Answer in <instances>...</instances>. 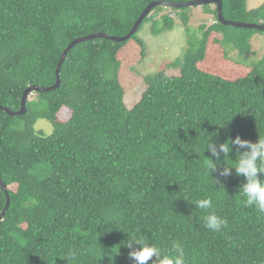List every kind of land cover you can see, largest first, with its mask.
<instances>
[{
	"label": "trees",
	"instance_id": "1",
	"mask_svg": "<svg viewBox=\"0 0 264 264\" xmlns=\"http://www.w3.org/2000/svg\"><path fill=\"white\" fill-rule=\"evenodd\" d=\"M153 1L0 0V105L19 110L29 86L56 83L74 39L124 36ZM222 1L227 20L264 23V4ZM200 6L211 24L190 23L196 6L158 5L126 41L76 44L59 87L34 92L23 115L0 109V172L11 198L0 264H135L129 233L166 254L181 244L187 264L264 263V213L243 205L246 181L235 169L210 177L204 152L215 132L217 146L229 136L264 138V55L252 48L264 31L224 25L216 5ZM145 25L155 36L176 26L186 35L182 56L152 74L138 69L149 56ZM39 119L53 124L50 134L36 129ZM208 197L228 221L221 232L207 229L193 204ZM6 203L0 184V215Z\"/></svg>",
	"mask_w": 264,
	"mask_h": 264
},
{
	"label": "clouds",
	"instance_id": "2",
	"mask_svg": "<svg viewBox=\"0 0 264 264\" xmlns=\"http://www.w3.org/2000/svg\"><path fill=\"white\" fill-rule=\"evenodd\" d=\"M218 139V132L209 134L205 146L204 152L206 150L211 152L207 161L208 174L212 178V172L222 166L221 175L229 176L235 169L236 174L244 177L246 181L240 186L238 192V195L244 198L243 205L249 208L255 207L258 212L264 213V178H261L260 175L264 174V138L259 136V139L253 142L240 135L235 136L234 139L229 136L226 141L220 142L217 146L216 140ZM234 149L236 159H232L230 156ZM221 153H223L222 160L220 159ZM213 180L217 183L216 179L213 178ZM193 204L195 208L206 212L202 219L207 229L221 232L223 228L227 227V219L212 211L214 204L211 197L198 199ZM129 236L130 238L124 245L129 249H132L133 243L139 246L128 253L135 264H149V261H152V264H187L184 248L179 243L173 244L174 254H166L148 237H140L131 233ZM75 255V252L70 250L64 258L68 260L74 258Z\"/></svg>",
	"mask_w": 264,
	"mask_h": 264
},
{
	"label": "rangeland",
	"instance_id": "3",
	"mask_svg": "<svg viewBox=\"0 0 264 264\" xmlns=\"http://www.w3.org/2000/svg\"><path fill=\"white\" fill-rule=\"evenodd\" d=\"M264 4V0H248L249 8H257ZM172 9H165L161 12L163 14L171 13ZM191 21L190 23L197 28L199 25L211 24L214 21V17L211 14H206L202 6H196L191 9ZM176 20H178L175 13H173ZM264 21V20H261ZM141 37L145 39L149 48V56L143 61L144 63L138 65V69L144 74H152L162 70L165 66L169 67V61H173L178 57H181L186 47V35L182 27L176 26L173 30L165 31L160 35H153L150 31V27H145L140 32ZM252 48L257 51V56L264 55V33H259L252 39ZM62 119L69 117L67 109L62 110L59 113ZM36 129L42 130L47 134H50L54 127L51 122L46 119H39L36 123ZM152 264V261L149 262ZM264 264V263H263Z\"/></svg>",
	"mask_w": 264,
	"mask_h": 264
},
{
	"label": "water",
	"instance_id": "4",
	"mask_svg": "<svg viewBox=\"0 0 264 264\" xmlns=\"http://www.w3.org/2000/svg\"><path fill=\"white\" fill-rule=\"evenodd\" d=\"M209 3H212V4L217 6L218 18H219L220 22L223 23L224 25H231V26L244 27V28H256L260 31H264V23H248V22H239V21H234V20H227L224 16V13H223V1L222 0H192V1H184V2L155 0V1L151 2L145 8V10L141 14V16L137 19L136 23L134 24V26L130 30V32L124 36H114V35H109L105 32H96V33H93V34H90L87 36L78 37V38L74 39L66 47L65 51L63 52V54L61 56L60 62L58 64L57 70H56L57 80H56V83L54 85H52V86L31 85L23 93V97H22V101H21V107L19 110L15 111V110L7 108L3 105H0V109L5 110L11 116L23 115L27 111V107H26L27 100L29 99V97L34 92H37V91L47 92V91H51V90H54L55 88L59 87V85L61 84V77H60L61 67H62V65H63V63L67 57L68 52L76 44L84 42V41L92 40L95 38H107V39H111V40L118 41V42L126 41L129 38H131L133 36V34H135L138 31V29H139L141 23L143 22L144 18L147 15H149L150 12L158 5H164L167 7H174V8H181V7L200 6L202 4H209ZM0 184L7 194V203H6L5 209L3 210L2 214L0 215V219H2L8 211L11 198H10V195L8 192L7 185L5 184V182L2 178L1 172H0Z\"/></svg>",
	"mask_w": 264,
	"mask_h": 264
}]
</instances>
